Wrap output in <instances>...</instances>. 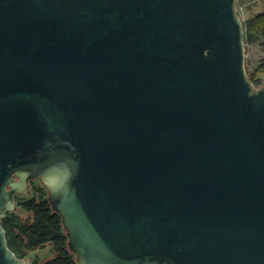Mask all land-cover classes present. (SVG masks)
Wrapping results in <instances>:
<instances>
[{"label":"water","instance_id":"obj_1","mask_svg":"<svg viewBox=\"0 0 264 264\" xmlns=\"http://www.w3.org/2000/svg\"><path fill=\"white\" fill-rule=\"evenodd\" d=\"M236 0H0L2 219L39 179L79 264H264V86Z\"/></svg>","mask_w":264,"mask_h":264},{"label":"trees","instance_id":"obj_2","mask_svg":"<svg viewBox=\"0 0 264 264\" xmlns=\"http://www.w3.org/2000/svg\"><path fill=\"white\" fill-rule=\"evenodd\" d=\"M244 28L246 43H257L264 38V14L249 19ZM263 73L264 62L251 80L260 85L258 77ZM30 185L33 196L24 199L16 196L17 210L7 212L2 219L9 248L19 259H29V264H79L77 255L70 249L62 217L48 200V190L37 186L34 180ZM22 213L27 217H22Z\"/></svg>","mask_w":264,"mask_h":264},{"label":"rangeland","instance_id":"obj_3","mask_svg":"<svg viewBox=\"0 0 264 264\" xmlns=\"http://www.w3.org/2000/svg\"><path fill=\"white\" fill-rule=\"evenodd\" d=\"M235 7H236V13L241 19V22L243 24L244 32H245L244 26L249 19L264 14V0H236ZM243 41H244V50H245L246 74L249 80L255 85L256 88H261L264 86V73L258 77V80L260 81V85H256L251 80V76L264 62V38H261L255 44H247L245 41V33H244ZM34 181H36L37 186L44 187L47 190V188L44 185H42L39 179H36ZM17 196L21 199L31 198V196H33L31 194V187L29 193L28 192L19 193ZM15 204L16 207L14 211L17 210V201H15ZM22 217L26 218L27 215L25 213H22ZM42 254L46 256L45 255L46 252H42ZM26 260L28 261L29 264L30 260L29 259Z\"/></svg>","mask_w":264,"mask_h":264}]
</instances>
